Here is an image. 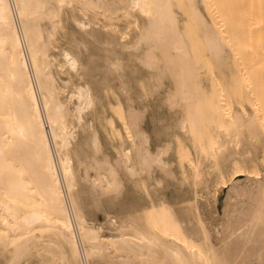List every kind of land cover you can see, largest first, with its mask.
<instances>
[{
	"label": "bare ground",
	"instance_id": "obj_1",
	"mask_svg": "<svg viewBox=\"0 0 264 264\" xmlns=\"http://www.w3.org/2000/svg\"><path fill=\"white\" fill-rule=\"evenodd\" d=\"M0 264H264V0H0Z\"/></svg>",
	"mask_w": 264,
	"mask_h": 264
},
{
	"label": "rangeland",
	"instance_id": "obj_2",
	"mask_svg": "<svg viewBox=\"0 0 264 264\" xmlns=\"http://www.w3.org/2000/svg\"><path fill=\"white\" fill-rule=\"evenodd\" d=\"M148 115V114H147ZM149 117V115L147 116V118ZM168 191H169V194H170V196L168 195ZM167 191V195H168V197H169V199L170 198H172L171 200L173 201V195H172V193H171V191L170 190H168ZM107 203L106 205H105V203ZM90 204V210H92L91 212H90V218L91 219H93L94 221H97V222H100V223H103V222H106L105 220V214H107V213H112V212H114L115 210H116V206L115 205H111V207L110 206H108L107 207V205H110L107 201H103V202H101V203H99L100 205L102 204V206H100L99 204L98 205H93L94 207H96L97 208V206H99L97 209L96 208H94L93 206H92V204L91 203H89ZM104 207H106V209H104ZM94 208V209H93ZM96 209V210H95ZM99 209V210H98ZM102 209H103V212H102ZM97 213H96V212ZM98 211H100V212H98ZM107 211V212H106ZM100 213H103V214H101L100 215ZM102 216H104V217H102ZM101 218V219H100Z\"/></svg>",
	"mask_w": 264,
	"mask_h": 264
}]
</instances>
